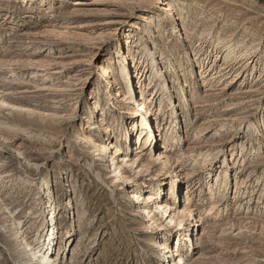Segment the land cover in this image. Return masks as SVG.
I'll return each instance as SVG.
<instances>
[{
    "label": "rangeland",
    "instance_id": "obj_1",
    "mask_svg": "<svg viewBox=\"0 0 264 264\" xmlns=\"http://www.w3.org/2000/svg\"><path fill=\"white\" fill-rule=\"evenodd\" d=\"M126 92L157 136L139 156ZM48 190L57 264L178 263L162 241L184 264H264V0H0V264L27 262L17 230L44 235Z\"/></svg>",
    "mask_w": 264,
    "mask_h": 264
},
{
    "label": "bare ground",
    "instance_id": "obj_2",
    "mask_svg": "<svg viewBox=\"0 0 264 264\" xmlns=\"http://www.w3.org/2000/svg\"><path fill=\"white\" fill-rule=\"evenodd\" d=\"M175 18H172V21H174ZM136 67V65L134 66ZM106 68V67H105ZM104 72L106 75H111V73L109 72L108 68L104 69ZM122 78L125 76L122 75ZM126 80V79H125ZM127 83V80H126ZM128 87H132V85H128ZM119 90V89H118ZM129 92H126L124 95L125 97H127V101L130 104H135L136 108L132 111H134V115L135 116H140L141 112H145L146 115H142L140 117L143 118V122H142V130L143 131H150V132H144L143 136H138L136 138V142L135 145L139 146L138 150L140 151L141 149V145L143 140L146 137L145 140V144L144 145H154L156 144L157 141V136L154 133V129L153 126L151 125V123L149 122L148 118L146 117L148 115V110L146 109L145 103H140V101H138L137 99L134 100L133 98L128 96ZM143 96V95H142ZM144 101V98H141V101ZM132 102V103H131ZM94 113H99V105L95 102L94 103ZM94 115V114H93ZM104 119L101 120V123H103ZM133 124H135V122H133ZM106 130H110V128L105 127ZM142 134V135H143ZM138 135V132H137ZM93 147L96 148L97 152H100V154H102L103 156H107V154H109L110 150H115V154L119 153L121 151V149L119 147H114L113 145L111 146V143H109L108 145L106 144H96V142H94L92 139L89 140ZM137 150V151H138ZM136 154V156H139L140 153H142V151H140ZM111 153V152H110ZM110 158V157H109ZM103 159V158H102ZM114 160L115 158L112 157V167H113V173L115 174V177L118 181H122L124 184H126V186H128L131 182V178L127 175H124L121 173V167L116 165L114 166ZM110 168V167H109ZM136 187V186H135ZM172 189L173 187H175V183L172 184ZM127 189V188H126ZM125 189V190H126ZM161 191L163 192V190L161 189ZM172 191V190H171ZM178 191L176 190V195H175V199L178 200ZM52 193L50 190H48L47 193V198L50 200V205H49V212L47 213V217H46V227L43 230L44 235L39 234L38 232V240L36 241L35 245H32L31 243H29L26 238H25V233L23 232V228L19 227L17 230L18 235L16 236V239H20L21 240V249L24 252L25 256H26V260L27 262L25 264H57L56 263V259L55 256H53V248L55 247V242H56V238H58V229H57V208L54 206L53 201H52ZM166 196H164L163 199H161V202L164 201ZM132 199L135 200L137 202V204L139 205L138 207V212H141L142 214H144L145 218L147 217H151V221L152 222L150 225L153 224H157V220L155 215L153 214V209L149 206V204L152 202V196L148 195L145 196L141 193L140 190H138V188H133V192H132ZM132 200V201H133ZM179 203L181 204V200H179ZM163 206H161V204L159 203H154V206L157 209H162V211L167 214L169 212V205L164 203L162 204ZM181 210V209H180ZM162 213V214H164ZM190 211L188 209V207H185L184 210L182 211V213L178 212V214H176V218L179 222L180 225H182V222L185 221V216L189 215ZM170 217V214L168 216V218ZM171 223H174L175 220L170 218ZM149 222V223H150ZM159 222V221H158ZM6 226L8 229L11 228V226L8 224V222L6 223ZM160 228L165 227V225L160 224L159 225ZM6 228V229H7ZM42 233V232H41ZM159 247L161 248V252L163 257L166 256L167 259L172 258V262L176 261L178 259V263L176 264H184L183 263V258L181 257L180 254V248L178 250H175L173 248H169L166 244V242L162 241V243H159ZM173 251V252H171ZM169 253H171L172 255L169 256ZM174 257H176V260H174Z\"/></svg>",
    "mask_w": 264,
    "mask_h": 264
}]
</instances>
